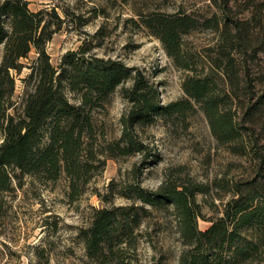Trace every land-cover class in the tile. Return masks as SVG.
Wrapping results in <instances>:
<instances>
[{
	"label": "trees",
	"instance_id": "16d2710c",
	"mask_svg": "<svg viewBox=\"0 0 264 264\" xmlns=\"http://www.w3.org/2000/svg\"><path fill=\"white\" fill-rule=\"evenodd\" d=\"M197 6H180L173 12L150 11L142 24L159 38L167 54L189 71L183 81L185 96L163 104L159 89L140 68L105 58L84 43L63 54L54 64L47 44L61 30L65 16L57 5L34 11L29 0H0V199L22 186L26 175L43 182L63 173L70 197L78 199L93 177L106 165L104 155L117 157L134 152L159 154L140 139L138 128L158 117L184 119L197 107L216 139L235 153L254 147L258 168L252 178L224 183L232 197L221 216L205 230L197 193L201 184L166 181L156 190L134 180L116 191L129 203L96 208L81 236L88 256L107 264H131L123 250L137 242V230L153 209L172 207L184 244L183 264H242L264 253V0H207ZM217 35L214 57L207 64L184 47L193 31ZM209 47L208 50H211ZM35 58L26 64L32 52ZM23 78L22 100L15 98L17 78ZM129 79L122 92L130 109L122 118L123 133L106 149L97 147L94 113L106 108L112 94ZM152 162L147 159L144 164ZM223 184V183H222ZM117 183H111L114 189Z\"/></svg>",
	"mask_w": 264,
	"mask_h": 264
},
{
	"label": "rangeland",
	"instance_id": "374dc122",
	"mask_svg": "<svg viewBox=\"0 0 264 264\" xmlns=\"http://www.w3.org/2000/svg\"><path fill=\"white\" fill-rule=\"evenodd\" d=\"M194 0H29L37 11L57 5L63 16L69 11L63 28L47 44L52 62L58 64L68 50L86 43L92 52L105 58L124 61L140 68L159 89L163 104L185 96L183 81L189 71L179 68L167 54L159 38L142 24V13L173 12L180 6L189 7ZM204 6L207 0H196ZM184 47L196 53L207 64L208 54L214 57L217 35L211 30H197L184 37ZM212 47L211 50H208ZM33 51L23 61L35 58ZM2 47L0 46V62ZM28 66L18 74L15 98L22 100L23 78ZM133 85L129 79L112 94L106 108L94 113L97 147L106 149L123 133L122 118L130 103L122 89ZM140 139L159 154L147 157V152H134L117 157L104 155L105 167L97 172L86 191L75 200L69 193L65 173L56 181L43 182L32 176L22 178L12 192L0 199V264H107L88 256L81 231L87 228L96 208L129 203L116 191L124 182L134 180L133 169L139 170V182L156 190L166 181L203 186L197 202L201 216L199 228L207 229L222 215L225 203L232 197L224 183L252 178L258 168L254 147L245 153H235L221 144L212 133L205 113L196 111L184 119L158 117L155 122L137 129ZM264 145V140L261 141ZM152 162L143 163L147 159ZM117 186L111 189V183ZM223 183V184H222ZM137 242L123 252L131 264H183L182 255L189 250L179 231L172 207L153 209L137 230ZM242 264H264L260 259Z\"/></svg>",
	"mask_w": 264,
	"mask_h": 264
}]
</instances>
